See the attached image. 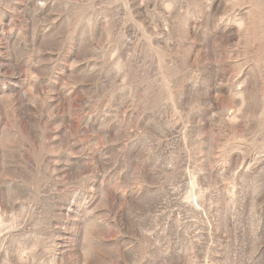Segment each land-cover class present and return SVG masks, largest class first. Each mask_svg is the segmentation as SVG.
<instances>
[{"label":"rangeland","instance_id":"obj_1","mask_svg":"<svg viewBox=\"0 0 264 264\" xmlns=\"http://www.w3.org/2000/svg\"><path fill=\"white\" fill-rule=\"evenodd\" d=\"M0 264H264V0H0Z\"/></svg>","mask_w":264,"mask_h":264}]
</instances>
